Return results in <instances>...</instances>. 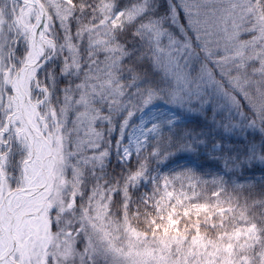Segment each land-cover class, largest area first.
<instances>
[{"label": "snow or ice", "instance_id": "obj_1", "mask_svg": "<svg viewBox=\"0 0 264 264\" xmlns=\"http://www.w3.org/2000/svg\"><path fill=\"white\" fill-rule=\"evenodd\" d=\"M0 264H264V0L0 12Z\"/></svg>", "mask_w": 264, "mask_h": 264}, {"label": "rangeland", "instance_id": "obj_2", "mask_svg": "<svg viewBox=\"0 0 264 264\" xmlns=\"http://www.w3.org/2000/svg\"><path fill=\"white\" fill-rule=\"evenodd\" d=\"M17 7V0H0V12L10 13Z\"/></svg>", "mask_w": 264, "mask_h": 264}, {"label": "trees", "instance_id": "obj_3", "mask_svg": "<svg viewBox=\"0 0 264 264\" xmlns=\"http://www.w3.org/2000/svg\"><path fill=\"white\" fill-rule=\"evenodd\" d=\"M239 203H240V208L241 209H245L246 208L243 198L240 199ZM233 206L235 207V204ZM246 210L250 211V205L247 206ZM238 211H239V209H238ZM241 246H243V245H241Z\"/></svg>", "mask_w": 264, "mask_h": 264}]
</instances>
